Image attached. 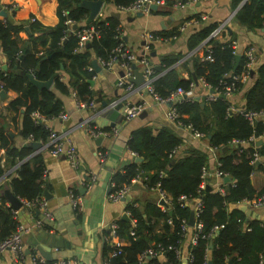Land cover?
<instances>
[{
  "label": "trees",
  "instance_id": "trees-1",
  "mask_svg": "<svg viewBox=\"0 0 264 264\" xmlns=\"http://www.w3.org/2000/svg\"><path fill=\"white\" fill-rule=\"evenodd\" d=\"M106 1L118 8L133 0ZM240 2L235 0V4ZM86 14L87 10L80 5V0H58V22L53 26H43L38 22L29 24L31 32L25 43L17 35L22 26L11 23L7 18L0 19V50L8 62L6 70L0 64V87L17 92V96L8 103L13 112L10 122L0 117V177L8 168L15 167V174L10 176L7 185L11 193L20 199L31 201L40 198L47 184L43 154L31 155L32 150L28 146H17L14 133L19 132L23 139L46 142L50 129L34 114L47 119L58 117L63 112V102L58 94L73 92L78 100L84 102L103 100L88 82L95 74L94 68L89 70L88 67L92 65V58L108 60L114 55L115 46L124 43L118 17L98 16L82 25L80 22ZM234 18L249 29L262 27L264 0H246ZM67 19L71 20V24L65 23ZM72 24L77 27L71 29ZM91 24L96 26L98 34L91 39L89 47L79 48L77 33ZM215 26L216 23H208L195 28L188 38V48H197ZM35 31L39 34L34 35ZM222 33V37L210 38L206 44H210L212 59L204 58L208 50L203 45V54L191 58L190 67L191 75L204 81L218 93L217 97L210 102L185 99L177 102L175 108L179 120L202 132L208 139V145L220 153L217 170L223 177H231V183L222 191L207 182L201 188L202 168L206 167L209 154L196 147L175 154L173 151L182 139L167 126L159 129L142 126L133 130L127 139V147L143 160L139 164L129 163L124 172L113 174L112 191L129 184L139 170H144L146 186L170 197L171 213L153 203H147L143 210L127 203L125 210L131 220L116 221L114 240L122 243L117 245L109 240L104 244V264H180L181 257L176 250H181L186 230L184 226L198 201L201 208L196 220L201 222L202 227L201 231H197L191 226L197 235L196 242L188 244L190 264H227L230 259L232 264H263L264 223L256 219L248 220L246 214L234 205L251 201L264 191V187L257 191L251 180L256 168L253 160L255 153L261 160L257 168L264 172V114L261 115L264 113V62L256 68L255 80L244 92L243 108L232 110L222 81L229 82L232 75L240 74L246 58L242 53L234 68L236 51L231 46L232 32L227 27ZM179 59V56H166L162 62L167 68ZM183 65L187 68L185 63ZM61 69L66 78L56 75L50 88L38 90L27 77V74L34 73L36 79L45 81ZM193 81L192 76L179 78L175 68H171L154 79L153 86L157 94L166 97L178 87L188 90ZM242 86V81L236 82L233 92ZM249 112L259 116L250 121L247 117ZM252 137L261 139L262 143L256 146ZM232 141L243 143L232 144ZM224 146H227L225 152L222 151ZM3 184L0 183V242L14 231L17 224L12 209L5 205L6 200L1 195ZM181 196L185 200L180 199ZM160 218L164 220L163 232L157 233L154 222ZM160 246L164 249V256L140 261V254L145 249H158Z\"/></svg>",
  "mask_w": 264,
  "mask_h": 264
},
{
  "label": "crops",
  "instance_id": "crops-1",
  "mask_svg": "<svg viewBox=\"0 0 264 264\" xmlns=\"http://www.w3.org/2000/svg\"><path fill=\"white\" fill-rule=\"evenodd\" d=\"M177 2H182L183 6L177 5ZM82 3L83 0H80V5L84 7ZM237 5L235 0H162V2L156 4L155 8L150 7L149 11L141 12V15L138 16L136 12L126 13L120 11L112 3L102 0V6L94 19L106 15L118 17L124 44L136 54H141L144 44L150 41L151 50L147 54L150 57L149 63L154 68L155 79L171 68H175L179 78L187 79L192 76L191 58L203 54L202 43L193 50L188 48L190 34L201 25L219 24L227 18H231L234 11L237 10ZM57 6L58 0H0V19L7 18L11 23L22 26L17 35L25 43L31 32L29 24L38 22L43 26H53L58 22ZM84 8L87 10V14L80 22L82 25L94 20L89 18L90 10ZM2 11L5 12V15L2 14ZM115 14H118V16ZM201 15H205L206 18L195 20L183 30L180 29L185 21ZM234 16L235 14L227 22V26L232 32L230 34L232 38H230L235 41L236 53L242 54L246 47L252 46L255 49V61L251 67L253 73L250 72L242 81L243 86L238 91L227 95L232 110L243 108L244 92L253 84L256 77V68L264 62V24L262 27L249 29L239 24ZM72 25H70L71 29ZM146 33H151L153 38L147 40ZM33 34L38 35L39 32L35 31ZM222 34L220 37H222ZM166 56H179L180 59L176 64L165 68L162 58ZM0 58L1 66L4 64L7 66L8 62L4 59L1 50ZM96 59L101 70H95L94 77L91 78L93 84L90 85L96 93L102 96L103 100L95 101L93 99L95 101L94 109L79 108L76 106L73 92L68 95L58 94L63 102V112L66 113L67 117L62 119L58 116L47 119L40 116L38 118L46 127L56 131L61 136L71 139L79 160L76 168L72 167L63 155L52 156L49 153L48 139L46 142L38 141L41 146L33 148L30 142L35 140L23 139L19 132L14 133L17 146H28L32 150L31 155L43 154L46 171V191L49 193V198H46L47 208L52 213L53 218L37 225L36 221L42 217L37 208L20 209L17 213V219L28 227L27 233L23 236L24 250L22 258L15 260L11 251H0V264H33V255L36 252L40 254L32 243L35 239L38 242L41 240L40 237H37V229L39 228L57 235L59 240H62V245L50 249V260L42 256L46 261L75 260L79 264H104L103 246L109 240L113 241L108 226L110 223L121 219L122 215L127 212L125 210L127 203H132L140 210H143L147 203H153L163 210H169L171 207L170 197L166 196L168 201L164 206L159 190L146 186L145 181L147 178H145L144 170H139L137 176L132 178L129 184L124 185L128 187V191L123 199L112 200L110 197V194L114 192L112 191L114 187L113 174L124 172L129 163H136L135 157L137 154L127 147V139L131 132L139 127L150 126L153 129H159L167 126L182 139L175 154L184 153L190 147L200 148L209 154L206 165L210 174L206 181L208 184L225 190L228 183H231V181L224 180L225 176L219 178L214 175L219 165L218 157L220 153L212 154L208 146V139L194 137L189 128L178 126L167 118L166 112L170 107L168 103L157 102L144 89L143 81L138 84L131 81L130 86L125 83L119 84V78L122 76L123 71L120 58V60L114 58L110 65L106 67H102L98 58ZM182 63H185L187 68H184ZM133 64L135 67L132 66ZM157 65L161 67V70L155 68ZM131 67L133 74L136 70L141 72L144 68L139 63H131ZM6 69H8V66ZM59 71L61 73L58 75L63 76L65 79L66 74L62 72V69ZM209 93H211L210 90L198 82L191 89V93L187 94V99L210 102L207 98ZM16 96L17 92L13 90H4V95L0 96V117H4L6 121L10 122L13 115V112L8 108V103ZM204 102H202V105ZM128 103H143L144 108L138 116L127 119L124 117L123 110ZM90 127L106 129L109 133L106 135H91L89 133ZM99 137L102 139L97 141ZM99 151L107 152L106 160L103 163L98 158L97 153ZM259 165L255 164L256 168L251 174L252 183L257 191H261L264 187V172L257 168ZM14 168H8L0 177V183H6L3 184L1 191L4 198L5 189L9 188L7 182L10 176L15 174ZM91 175L95 177L93 182L89 180ZM79 186L82 187V190L78 189ZM74 191H76L78 198L75 208L70 203V194ZM241 204H245L253 212V216L246 215L248 220L256 219L264 223V205L254 207L250 204V201L246 200L235 204L234 207L239 208ZM5 205L8 206L7 200ZM128 217L131 220L130 216ZM163 223L162 218L158 219L156 223L154 222V230L157 233L163 232ZM192 229L188 225L185 230L179 252L180 264L187 263L189 256L188 244L194 236Z\"/></svg>",
  "mask_w": 264,
  "mask_h": 264
},
{
  "label": "built area",
  "instance_id": "built-area-1",
  "mask_svg": "<svg viewBox=\"0 0 264 264\" xmlns=\"http://www.w3.org/2000/svg\"><path fill=\"white\" fill-rule=\"evenodd\" d=\"M245 1L246 0H241V2L237 5V10ZM160 2H162V0H133L131 3H129L127 5L119 6L118 9L120 11H124L126 13L147 12L150 10L151 4H153V3L157 4ZM177 5L183 6V3L177 2ZM237 10L234 11V14L236 13ZM233 15L231 16V18L233 17ZM205 18H206L205 15H201L198 17V19L192 18L190 20H187L181 25L180 29L183 30L187 25L194 22L195 20H204ZM231 18L229 17L226 20L217 24V26H215V28H213V30L210 32V34L202 41V45H206L210 38L220 37L221 33L228 27L227 22H229ZM65 23L71 24V20L67 19L65 21ZM263 24H264V21H263ZM97 34L98 33L96 30V26H94L93 24L89 25L88 27L82 28L77 33V35L79 37L78 47L79 48L84 47L85 44L87 42H90L91 39L94 37V35H97ZM145 37L147 38V40H151L153 38V35L151 33H146ZM149 42L150 41H148L144 44L143 52L141 54H136L134 51H132L130 48H128L123 42H120L113 49L114 55H112L108 60H102L99 58H98V60H99L102 67H106V66L110 65L111 61L114 58L119 57L122 60L121 64H122V68H123L122 76L119 78V84L125 83L128 86L131 85V80L129 78L134 76L133 69L131 67V63L142 64L144 66V68L140 73L143 77L144 89L147 90L157 102H161V103H170L171 102V106L168 108V110L166 112L167 118L171 122H174L178 126H184V127L189 128V130L191 131V133L194 137L205 138L204 134L202 132H199L197 130H193L191 125H189V124L184 125L183 122L181 120H179V113L177 112V109L175 108V104L177 102H180L182 100L187 99V97H188L187 94L191 93V89L198 82H200L208 90H210L212 88H209L208 85L204 81H202V80L199 81L196 79L197 82H195V80L193 82H191L190 88L188 90H184L182 87H178L175 90L171 91L168 94V96L161 97L159 94H157V92L155 91L154 86H153V81L155 79L154 68L149 63V58L147 55V52L150 50V46H149L150 43ZM206 46H207L208 53L204 55V58L211 60L212 59V57L210 55L211 50L209 49L210 44H208ZM231 46L236 51L235 41H231ZM242 53L246 58V62L244 64V69L242 70V72L238 75H235V74L232 75L231 76L232 79L229 82L224 81V80L222 81V84L225 86L224 92L226 95L231 94L233 92V90H235L236 82L243 81L248 76V70L252 67V65L255 61V49L252 46L246 47ZM93 68H94L93 65L88 67L89 70H92ZM94 70H95V68H94ZM217 95H218V93H215V91L213 90L212 93H209L207 95V98H209V100H212V99L216 98ZM74 98H75L76 106L79 108H82V107L92 108V109L95 108V101L93 99H91L88 102H84V101L78 100L75 96H74ZM143 108H144L143 103H128L124 106V110H123L124 111V117L127 119L134 118L142 112ZM263 114L264 113H262L261 115H263ZM34 116L37 119L40 117L39 114H37V113H35ZM58 116L62 119L67 117L65 112H61ZM258 116H259V114L255 113V112L247 113V117L250 121H253L254 118H256ZM89 133L91 135L97 136V135H106L109 132H107L106 130H101L98 128L90 127ZM48 140H49L48 151L52 156L63 155L64 157L67 158L69 164L72 167L76 168L78 166L79 160H78L77 151H76L75 145L73 144V142L71 141L70 138L65 137V136H61L56 131L50 129V132L48 135ZM251 140L256 141V138L252 137ZM242 143L243 142L232 141V144H242ZM176 149L173 151L174 153H175ZM209 149L213 155H215V153L217 154L216 148L209 146ZM97 155H98L100 162L103 163L106 160L107 152L106 151H99L97 153ZM258 159L259 158H258L257 154L255 153L253 160L256 162V160H258ZM45 173H46V171H45ZM214 175L219 177V178L223 177L221 172H219L218 170L216 171V173ZM201 176H202L203 180L200 184V187L203 188L206 184L207 177L210 176L209 171L207 170L206 167L202 168ZM44 177H45V175H44ZM94 179H95L94 175L89 176V180H91L92 182L94 181ZM219 190L222 191V188H219ZM127 191H128V187L123 186L122 188L112 192L110 194V197L112 198V200H121L125 197ZM159 192L161 193L162 204L165 206L167 204L168 199L163 192H161V191H159ZM180 199L185 200V197L181 196ZM19 200L22 202L23 208H33L34 206H37V208L41 212V216H42L41 219H38L36 221L37 225H41L44 221H50L53 218L52 213L47 208V199L45 198L44 195H42L40 198H37L35 200H31V201L20 199V198H19ZM70 203L74 208L76 207V205L78 203V198H77V195L75 192L70 194ZM250 204L253 205L254 207L263 206L264 205V191L257 198L251 200ZM8 206H9V204H8ZM200 208H201V202L198 201L196 203L195 209L193 211L194 216H195V223L193 225L194 226L193 228H195L197 231H201V227H202L201 222L196 220V217H197V214H198V211L200 210ZM12 211H13L14 217L17 220V224H16L14 231L9 236H7L5 239H3L0 242V251L9 250L14 255L15 260H19L22 258V255H23V250H24L23 236L25 233H27L28 227L18 221L17 213L19 212V210H13L12 209ZM126 214L128 216H130L129 212H126ZM108 227L110 229L111 239H113L112 242H114L117 245L121 244L120 243L121 241L114 240L115 235H116V228H117L116 221L110 223ZM187 227H188V224H186L184 226V229H186ZM131 234L132 235L134 234L133 230H131ZM196 235L197 234L195 233L192 240H191V242L193 244L196 242ZM168 247L172 248L171 246H168ZM176 254L179 255L178 250H176ZM153 256H158V257L164 256V249L161 246L158 249H155L153 247H149V248L145 249L140 254V261L145 262L147 259H149ZM32 262H33V264H79L75 260H73V261L67 260V261H61V262H48L37 252L33 255ZM190 262H191V257L188 256L186 264H190Z\"/></svg>",
  "mask_w": 264,
  "mask_h": 264
},
{
  "label": "water",
  "instance_id": "water-1",
  "mask_svg": "<svg viewBox=\"0 0 264 264\" xmlns=\"http://www.w3.org/2000/svg\"><path fill=\"white\" fill-rule=\"evenodd\" d=\"M82 4H83L84 7L88 8L90 10L89 18L90 19H94L97 16V14H98L101 6H102V0H83V3ZM150 7L151 8H155L156 7V4L153 3V4L150 5ZM2 14L5 15V12L2 11ZM115 15L118 16V14H115ZM136 15H138V16L141 15V12H136ZM76 27H77L76 24H73L72 25V29H75ZM89 46H90V42H87L85 44V47H89ZM240 58H241V54L236 53V55H235V65H234V68L238 65V62H239ZM91 64L94 66V68H95L96 71H100L101 70V67L98 65L96 58H94L92 60ZM132 66L135 67L134 64ZM6 68H7V66L5 64L2 65V69H5L6 70ZM155 68L157 70H161V67L158 66V65L155 66ZM250 72L253 73V70H251ZM60 73H61V71L53 74V76H51L48 80H45V81L36 79L35 76H34V73L27 74V77H28L30 83H32L34 86H36L38 88V90H41L42 88H50L51 85H52V83H53L54 77L56 75L60 74ZM192 77L195 80V82H197L195 76L192 75ZM129 79L131 81L137 83V84L143 81V77H142L141 73L139 71H137V70L135 71L134 76L133 77H130ZM88 82L91 85L93 84V80L92 79H88ZM210 92L212 93L213 90L210 89ZM3 95H4V90L0 88V96H3ZM168 104L171 106V102L168 103ZM101 139L102 138L99 137V138H97V141H99ZM261 143H262V140L261 139H258L255 142V145L258 146ZM30 145L33 148H38V147L41 146L40 142H38V141H31L30 142ZM226 149H227V146H224L222 148V151L225 152ZM142 160L143 159L140 156H136L135 157V162L136 163H140V162H142ZM260 163H261V160H256V162H255L256 165H259ZM85 179H87V177H85ZM224 180L225 181H232V178L226 176L224 178ZM78 189L79 190H82V187L79 186ZM4 195H5L6 200L8 201L9 206L13 210H19V211H20V209L22 210V208H23L22 207V202L19 200L18 197H16L15 195H13L11 193V191L9 190V188H6L5 189ZM43 195L45 196V198H47V199L49 198V193L46 190L44 191ZM239 208L242 211H244L246 215L253 216V212H251L250 209L245 204L239 205ZM168 212L170 214L171 213V210H168ZM121 219H123V220H129V217H128V215L126 213H124L122 215ZM194 223H195V216H194V212L192 211L191 214H190V216H189V219H188L187 224L189 226H193ZM37 230H38L37 231V237H40L41 240H40V242H38L35 239V240H33L32 243H33V245H35L36 250H38L40 252L41 256H43L47 260H50V258H51L50 249L52 247L57 248L60 245H62V242H61L62 240L61 239L59 240V237L57 235L50 234V233H48L45 230H42L40 228L37 229ZM209 246H211V244ZM227 264H232V260L230 259Z\"/></svg>",
  "mask_w": 264,
  "mask_h": 264
}]
</instances>
